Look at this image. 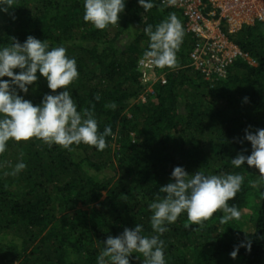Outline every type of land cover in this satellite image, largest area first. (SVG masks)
I'll list each match as a JSON object with an SVG mask.
<instances>
[{
  "label": "trees",
  "instance_id": "obj_1",
  "mask_svg": "<svg viewBox=\"0 0 264 264\" xmlns=\"http://www.w3.org/2000/svg\"><path fill=\"white\" fill-rule=\"evenodd\" d=\"M186 22L0 0V264H264V24L206 81ZM143 57L166 83L127 108Z\"/></svg>",
  "mask_w": 264,
  "mask_h": 264
},
{
  "label": "built area",
  "instance_id": "obj_2",
  "mask_svg": "<svg viewBox=\"0 0 264 264\" xmlns=\"http://www.w3.org/2000/svg\"><path fill=\"white\" fill-rule=\"evenodd\" d=\"M166 8L182 11L186 34L192 38L188 66L200 72L206 81L226 77L227 68L237 57L247 60L229 37L243 27L264 24V0H159ZM139 83L148 97L154 86L166 83L163 73L155 72V61L143 57L137 61Z\"/></svg>",
  "mask_w": 264,
  "mask_h": 264
},
{
  "label": "rangeland",
  "instance_id": "obj_3",
  "mask_svg": "<svg viewBox=\"0 0 264 264\" xmlns=\"http://www.w3.org/2000/svg\"><path fill=\"white\" fill-rule=\"evenodd\" d=\"M146 94H147V92H146V90L145 89H141V91H140V93H139V95H138V97L136 98V100H133V101H131V102H129V104H128V107L127 108H129V107H131V106H133V104H135V103H137V101L139 100H141V99H144L145 101L148 99V98H150V100L153 98V97H148V96H146ZM115 138V137H114ZM114 142H115V139H114ZM115 144L112 142V144H111V151H112V153L114 152V150H115ZM114 162H115V156H114ZM104 197H102V199H103ZM101 199V200H102ZM94 207H97V204H94ZM84 210L86 209V210H91V208L90 209H87V208H83Z\"/></svg>",
  "mask_w": 264,
  "mask_h": 264
},
{
  "label": "clouds",
  "instance_id": "obj_4",
  "mask_svg": "<svg viewBox=\"0 0 264 264\" xmlns=\"http://www.w3.org/2000/svg\"><path fill=\"white\" fill-rule=\"evenodd\" d=\"M243 28H244V27H243ZM240 31H241V30H240ZM240 31H239V32H240ZM185 33H186V29H185ZM247 58H248V57H247ZM246 61H247V62H251L249 59H247ZM138 81H139V80H138ZM139 86L141 87L140 84H139ZM141 89H142V87H141ZM154 97H155V96H153V98H154Z\"/></svg>",
  "mask_w": 264,
  "mask_h": 264
}]
</instances>
